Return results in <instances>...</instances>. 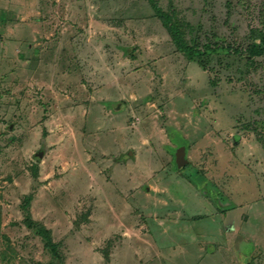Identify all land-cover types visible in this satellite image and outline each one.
<instances>
[{
    "label": "rangeland",
    "instance_id": "rangeland-1",
    "mask_svg": "<svg viewBox=\"0 0 264 264\" xmlns=\"http://www.w3.org/2000/svg\"><path fill=\"white\" fill-rule=\"evenodd\" d=\"M155 3L188 45L264 37V0ZM0 264H264V54L192 59L148 0H0Z\"/></svg>",
    "mask_w": 264,
    "mask_h": 264
},
{
    "label": "trees",
    "instance_id": "trees-1",
    "mask_svg": "<svg viewBox=\"0 0 264 264\" xmlns=\"http://www.w3.org/2000/svg\"><path fill=\"white\" fill-rule=\"evenodd\" d=\"M153 10L158 15L159 19L162 20L163 25L169 28L171 35L179 51L185 53L192 59L200 61L202 57H207L212 54H220L225 52L230 55H242L247 53L250 57L260 56L264 54V37L260 40L259 44H251L246 47L245 50L235 47L227 41H222L219 44H213L210 42H198L196 41L193 45H188L184 39L182 32L171 22V19L167 13L161 10L155 3V0H148Z\"/></svg>",
    "mask_w": 264,
    "mask_h": 264
},
{
    "label": "water",
    "instance_id": "water-1",
    "mask_svg": "<svg viewBox=\"0 0 264 264\" xmlns=\"http://www.w3.org/2000/svg\"><path fill=\"white\" fill-rule=\"evenodd\" d=\"M129 155H133L132 152H129ZM37 156L42 158L43 153L39 152L37 153ZM173 159L177 170H180L189 164V160L187 158V146L185 144L179 145L174 149Z\"/></svg>",
    "mask_w": 264,
    "mask_h": 264
},
{
    "label": "crops",
    "instance_id": "crops-1",
    "mask_svg": "<svg viewBox=\"0 0 264 264\" xmlns=\"http://www.w3.org/2000/svg\"><path fill=\"white\" fill-rule=\"evenodd\" d=\"M175 149V148H174ZM130 152H132V151H130ZM132 154H133V152H132ZM173 155V154H172ZM130 156V155H129ZM132 156V155H131Z\"/></svg>",
    "mask_w": 264,
    "mask_h": 264
}]
</instances>
